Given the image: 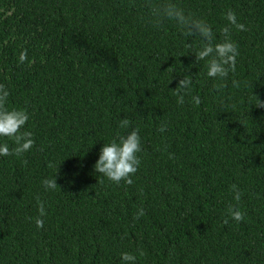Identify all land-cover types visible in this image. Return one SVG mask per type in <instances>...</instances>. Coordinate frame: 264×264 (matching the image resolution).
<instances>
[{
  "label": "trees",
  "instance_id": "trees-1",
  "mask_svg": "<svg viewBox=\"0 0 264 264\" xmlns=\"http://www.w3.org/2000/svg\"><path fill=\"white\" fill-rule=\"evenodd\" d=\"M175 2L212 27L214 43L229 10L246 26L232 29L240 55L226 81L196 63L199 38L146 23L145 0H0V84L9 108L29 113L36 142L0 156V264H124L125 252L136 264H264V0ZM185 75L193 84L180 105ZM137 128L141 165L132 185H116L94 165L105 143ZM56 176L60 187L46 191ZM233 184L240 223L227 213Z\"/></svg>",
  "mask_w": 264,
  "mask_h": 264
},
{
  "label": "clouds",
  "instance_id": "clouds-1",
  "mask_svg": "<svg viewBox=\"0 0 264 264\" xmlns=\"http://www.w3.org/2000/svg\"><path fill=\"white\" fill-rule=\"evenodd\" d=\"M145 7L148 9L146 23L153 28L161 29L166 22H173L184 35L189 37H197L202 43L201 47L195 53L196 63L201 61L207 62V76L220 81H226L230 73H235L237 66V58L240 55L239 47L232 40V29L238 31H246V26L237 21L236 13L229 10L226 13V19L230 26H225L221 29L222 41L214 43L215 34L212 27L204 20L198 19L191 13H186L175 0H145ZM191 47V44L188 45ZM27 61V52H22L19 57L21 64ZM247 84V82H244ZM193 79L191 75H185L178 81V86L175 88L177 103L183 105L185 96L190 94L192 90ZM241 82L233 79L232 86L240 87ZM227 87L226 83L215 85L217 91ZM10 92L4 84H0V138L11 140L15 147L11 148L7 143L0 144V156L22 157L25 153L31 151L35 147L33 133L25 131L30 116L26 109L9 108ZM191 102L195 105L201 104V98L197 96L191 97ZM257 108H264V100L257 96L255 103ZM131 121L128 118L121 119L119 127L127 129L130 127ZM167 125L162 124L159 128L160 132L166 131ZM42 150V149H41ZM142 140L139 134V129H133L127 135H118L111 143H105L100 150L98 160L94 165V169L100 176L107 178L116 185L121 182L126 185L134 183L132 177L138 172L141 165L139 154L142 152ZM171 158V154H169ZM25 165L27 160H24ZM49 168H54L56 165L52 162L48 163ZM45 190H56L60 187L57 183V176L54 178H46L42 181ZM230 191L233 193V199L237 202L236 205H230L227 209L228 216L240 223L245 219V213L242 212L238 205L242 198V192L237 185H231ZM39 215L35 219L37 228H44L43 217L47 215L45 204L36 197ZM145 210L141 207L136 213L135 219L139 220L145 215ZM29 219H32L31 217ZM229 220L225 219L224 224H228ZM139 256L144 257L146 253L141 249ZM124 264H136L137 255L125 252L121 256Z\"/></svg>",
  "mask_w": 264,
  "mask_h": 264
}]
</instances>
